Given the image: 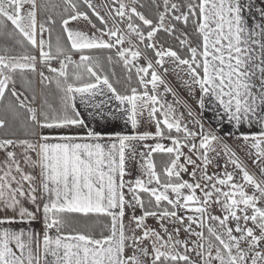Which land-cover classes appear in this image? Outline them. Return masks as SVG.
Here are the masks:
<instances>
[{
  "label": "snow or ice",
  "instance_id": "obj_1",
  "mask_svg": "<svg viewBox=\"0 0 264 264\" xmlns=\"http://www.w3.org/2000/svg\"><path fill=\"white\" fill-rule=\"evenodd\" d=\"M152 6L149 17L141 0H0V264H264V6ZM99 50H114L105 61L126 71L123 91ZM209 102L255 171L198 118ZM81 108L130 131L98 130ZM221 152L224 171L210 173Z\"/></svg>",
  "mask_w": 264,
  "mask_h": 264
},
{
  "label": "rangeland",
  "instance_id": "obj_2",
  "mask_svg": "<svg viewBox=\"0 0 264 264\" xmlns=\"http://www.w3.org/2000/svg\"><path fill=\"white\" fill-rule=\"evenodd\" d=\"M47 1H49V0H47ZM108 2H109L108 0H94V3L97 4L98 7L100 5H103V4L108 3ZM125 2H127V0H125ZM51 4H57V0L56 1L51 0L50 5ZM55 11L53 10V12H55ZM56 13H57V11H56ZM56 18H59V17L56 15ZM121 27L123 28L124 26L121 25ZM141 49H143L142 45H141ZM149 55H151V53H149ZM73 59H75V58L73 57ZM140 63L143 64L144 61L141 60ZM166 67H169L171 69L170 65H166ZM164 78L167 81V83L169 84V86L173 88L174 92L177 93L178 97L181 98L182 100H187L188 103L191 105L192 109L195 112L199 113L200 110L196 106L195 97H193L189 94L188 90L183 86L182 80L178 77L177 73L170 70L169 73L167 75H165ZM161 91H163V88H161ZM195 96L196 97L199 96L198 90L196 91ZM166 99L169 102H172L174 98H173L172 94H167ZM181 110H183V109H181ZM216 112L212 111V102H209L206 104L205 110L203 111L202 115H200L198 118H200L202 120V122L205 124L206 128L214 129L217 132V134L223 138L224 143L228 144L235 151H237V155L240 156L241 160H243L250 168H252L253 171H255V169L252 167L251 160L245 155V152L243 150V146L241 145L240 141L235 138V136L233 135L234 133L229 131L228 125L226 124V121H223V120L221 121V117L216 116ZM185 115H186V113H185ZM226 159L227 158L223 155V152H221V155L216 160H214L213 165L209 167V172L210 173H212V172L222 173L224 171V168H225ZM228 170L229 171L232 170L231 165H228ZM184 178L190 179V177L187 175H185ZM237 179H239V177H237ZM139 214H140L139 211H137V215H139ZM147 222L149 225H151L153 227L158 226V222L154 219L150 218ZM180 237L182 239L186 238V234L183 233V231H181Z\"/></svg>",
  "mask_w": 264,
  "mask_h": 264
},
{
  "label": "crops",
  "instance_id": "obj_3",
  "mask_svg": "<svg viewBox=\"0 0 264 264\" xmlns=\"http://www.w3.org/2000/svg\"><path fill=\"white\" fill-rule=\"evenodd\" d=\"M54 1H56V0H54ZM40 2H42V1L40 0ZM251 2L254 3L255 7H262V6H264V0H251ZM54 11H55V9H54ZM53 13H55V12H53ZM54 15L56 16V14H54ZM258 19H259L258 15H256V16H252L251 19H250V23H251L253 20H258ZM69 27H71V28H73V29H76V30H84V31H89V32L94 31L93 29H91L90 25H88L86 22H83V21L72 22V23L69 25ZM60 34H61V30H59V31H57V32H56V30H55V31L53 30V33H52V42H53V44H55L56 37H57L58 35H60ZM105 38H106V37H105ZM36 54L38 55V53H36ZM74 58H75L76 60H78L79 56H78V55H75ZM53 66H58V65L56 64L55 61H53ZM38 68H39V65H38ZM29 78L35 80V82H36V90H37V92L39 93V91H40L39 83H38V81H39V77H38V76H30ZM18 86H19V83H18ZM81 111H82V115L84 116V118L86 119V121H89L90 125L93 126V127H97L98 130H108V131H110V130H112L113 127H115L116 130H119V131H125V132L130 131V128H125V126L123 125L122 122L114 121V122H111V123L108 124V125H105L104 122H97V121H93V120H91V118L88 117L87 112H85V111L83 110V108H81ZM212 111H215V112L217 111V112H216V116H217V117H221V121H222V120H223V121H226V124L228 125V129H229L230 132H232V133H235V132H236V129H234V128L232 127V125H230V124L228 123V121H227L226 118H223V119H222V117H223V112H222V110L218 109V108L216 107V105H215L213 102H212ZM219 111H220V112H219ZM147 127H148V126L145 125V126H144L143 128H141L140 130H141V131H144V130L147 129ZM151 130L154 131V128L151 129ZM21 134H22V133H21ZM149 142H151V141H149ZM165 143H168V142L165 141ZM156 159H157V161H161L162 157L157 156ZM133 167H134V174H137V173H135V166H133ZM127 178H128V177H126V179H127ZM126 220H127V218H126ZM34 231H40V224H39V222H37V223L35 224V226H34Z\"/></svg>",
  "mask_w": 264,
  "mask_h": 264
},
{
  "label": "trees",
  "instance_id": "obj_4",
  "mask_svg": "<svg viewBox=\"0 0 264 264\" xmlns=\"http://www.w3.org/2000/svg\"><path fill=\"white\" fill-rule=\"evenodd\" d=\"M50 1L51 0H49V1L42 0L41 3L50 4ZM61 2H62V0H57V4H59ZM141 3H143L145 5V7L139 9L140 11L144 12L149 17L155 16L156 10L152 6V0H141ZM55 10L57 11V13L55 11L54 14H56L59 17V14L62 12V8H56ZM55 18H56V16H55ZM56 19L59 21V18H56ZM92 19L95 22V18L93 17ZM98 26H99V24H98ZM55 30H56V32L61 30L59 23L54 27V31ZM158 39L161 42H164L167 38L165 37V34L163 32H161L160 34H158ZM168 43H172V42L170 40H168ZM4 45H5V39L3 37H0V48H2ZM33 54H36V52L34 50H33ZM92 55L100 57L101 62L104 63L105 72H106V74H109L110 77H111V73L115 72L116 75L114 77H111V78L113 79L114 82L117 80L119 81V84H117V87L119 90L123 91L124 88L127 87V84H126L127 73H126V71L123 69L122 65L119 63L107 64L105 61V57L107 55H114V50H113V52H108L107 50H99V51L93 52ZM114 60H115V57H114ZM35 86H36V84H35ZM132 86H136L135 77H133ZM159 162L160 161H158V163Z\"/></svg>",
  "mask_w": 264,
  "mask_h": 264
}]
</instances>
